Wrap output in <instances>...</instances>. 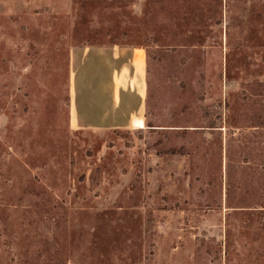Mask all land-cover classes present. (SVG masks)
Returning <instances> with one entry per match:
<instances>
[{
  "label": "rangeland",
  "instance_id": "1",
  "mask_svg": "<svg viewBox=\"0 0 264 264\" xmlns=\"http://www.w3.org/2000/svg\"><path fill=\"white\" fill-rule=\"evenodd\" d=\"M115 45L144 125L75 126ZM0 264H264V0H0Z\"/></svg>",
  "mask_w": 264,
  "mask_h": 264
},
{
  "label": "crops",
  "instance_id": "2",
  "mask_svg": "<svg viewBox=\"0 0 264 264\" xmlns=\"http://www.w3.org/2000/svg\"><path fill=\"white\" fill-rule=\"evenodd\" d=\"M71 60L70 102L75 126L128 128L137 119L144 124L148 71L142 48L78 47ZM78 79L82 81L79 95L84 100L80 112L76 105Z\"/></svg>",
  "mask_w": 264,
  "mask_h": 264
},
{
  "label": "bare ground",
  "instance_id": "3",
  "mask_svg": "<svg viewBox=\"0 0 264 264\" xmlns=\"http://www.w3.org/2000/svg\"><path fill=\"white\" fill-rule=\"evenodd\" d=\"M134 125H135V126H138V127H139V126L141 127V126H143L144 124H143V121H142V120L137 119V120L134 121Z\"/></svg>",
  "mask_w": 264,
  "mask_h": 264
}]
</instances>
